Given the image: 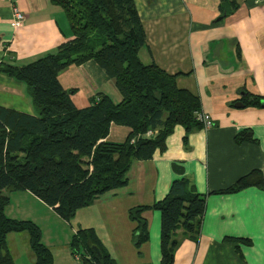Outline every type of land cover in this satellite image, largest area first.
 Instances as JSON below:
<instances>
[{"label": "crops", "instance_id": "obj_1", "mask_svg": "<svg viewBox=\"0 0 264 264\" xmlns=\"http://www.w3.org/2000/svg\"><path fill=\"white\" fill-rule=\"evenodd\" d=\"M133 2L147 41L140 61L177 75V86L198 98L199 112L212 126L187 134L176 127L163 153L134 161L125 186L101 195L69 222L28 192L3 193L9 198L5 215L39 227L53 264H75L69 241L80 229L94 231L114 264H159V212L142 214L148 237L138 249L127 212L163 200L172 181L183 177L205 197V207L195 239L174 233L179 241L174 264H264V189L227 192L254 170L264 180V0H236L224 17L220 0ZM13 9L23 14L19 27L13 25ZM70 39L63 12L48 0H0V64L27 65ZM57 80L64 90H74L77 109L87 108L97 93L120 102L114 81L93 61L70 66ZM245 95L262 101V107L242 106ZM0 107L35 115L25 85L1 73ZM245 130L253 141L237 143L236 135ZM129 132L111 125L106 141L122 143ZM6 243L14 264H33L26 233H10Z\"/></svg>", "mask_w": 264, "mask_h": 264}, {"label": "trees", "instance_id": "obj_2", "mask_svg": "<svg viewBox=\"0 0 264 264\" xmlns=\"http://www.w3.org/2000/svg\"><path fill=\"white\" fill-rule=\"evenodd\" d=\"M48 2L63 12L71 39L54 54L27 65L0 64L1 74L25 85L35 112L31 116L0 107V264H14L6 243L10 233L27 234L33 264H53L39 227L5 215L9 198L4 192H28L69 222L101 195L125 186L134 161H148L156 152L163 153L176 127L183 128L185 134L202 128L196 120L199 100L177 86V75L167 74L153 62L144 65L140 61L139 52L147 47V41L133 0ZM220 2L222 17L237 5L236 0ZM88 61L114 81L120 95L118 104L97 93L87 108L73 105L74 90H64L57 76ZM242 102V106L263 105L249 95ZM111 125L130 130L122 143L106 141ZM235 141L253 140L245 130ZM249 187L264 189L259 171L240 178L227 192ZM204 207L205 197L194 192L183 177L176 178L163 200L128 210V219L135 225L133 246L138 249L148 237L142 214L156 210L160 214L159 264H174L179 244L174 233L181 230L195 239ZM69 249L80 264H114L92 229L76 231Z\"/></svg>", "mask_w": 264, "mask_h": 264}, {"label": "built area", "instance_id": "obj_3", "mask_svg": "<svg viewBox=\"0 0 264 264\" xmlns=\"http://www.w3.org/2000/svg\"><path fill=\"white\" fill-rule=\"evenodd\" d=\"M239 1L245 2L248 0H239ZM12 18H13L12 19L13 25L15 27L21 26L23 21H24L23 14L20 13V11L17 9H13ZM196 120L202 126L203 129H209L212 126V121H211L210 117L206 114L201 113V112L196 113ZM151 134H152L151 132H148L147 136H151ZM74 262H75V264H80L77 256H74Z\"/></svg>", "mask_w": 264, "mask_h": 264}, {"label": "water", "instance_id": "obj_4", "mask_svg": "<svg viewBox=\"0 0 264 264\" xmlns=\"http://www.w3.org/2000/svg\"><path fill=\"white\" fill-rule=\"evenodd\" d=\"M237 107H241V105H236ZM93 250V252L95 253V255L97 256V257H100V253H99V251L96 249V248H93L92 249Z\"/></svg>", "mask_w": 264, "mask_h": 264}, {"label": "rangeland", "instance_id": "obj_5", "mask_svg": "<svg viewBox=\"0 0 264 264\" xmlns=\"http://www.w3.org/2000/svg\"><path fill=\"white\" fill-rule=\"evenodd\" d=\"M5 194H7V192H4ZM9 194H11V193H9ZM11 195H13V197L15 196V197H17L16 195H18V193L16 192V193H12ZM73 259H74V256H73Z\"/></svg>", "mask_w": 264, "mask_h": 264}]
</instances>
